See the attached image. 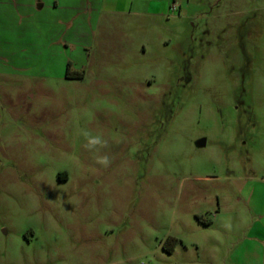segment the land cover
I'll return each mask as SVG.
<instances>
[{"label":"rangeland","instance_id":"rangeland-1","mask_svg":"<svg viewBox=\"0 0 264 264\" xmlns=\"http://www.w3.org/2000/svg\"><path fill=\"white\" fill-rule=\"evenodd\" d=\"M0 264H264V0H0Z\"/></svg>","mask_w":264,"mask_h":264},{"label":"clouds","instance_id":"clouds-1","mask_svg":"<svg viewBox=\"0 0 264 264\" xmlns=\"http://www.w3.org/2000/svg\"><path fill=\"white\" fill-rule=\"evenodd\" d=\"M83 136L86 139V144L84 147L89 150H99L100 148H105L108 145V141L104 139L101 135H91L89 132H83ZM96 163L100 164L103 167H108L111 163L109 157L107 155H97L95 157Z\"/></svg>","mask_w":264,"mask_h":264},{"label":"trees","instance_id":"trees-1","mask_svg":"<svg viewBox=\"0 0 264 264\" xmlns=\"http://www.w3.org/2000/svg\"><path fill=\"white\" fill-rule=\"evenodd\" d=\"M66 75L68 76V77H83L84 76V72L83 71H76V72H74L73 74L71 73V70H70V68H69V66H68V68H67V72H66ZM177 241V240H176Z\"/></svg>","mask_w":264,"mask_h":264},{"label":"crops","instance_id":"crops-1","mask_svg":"<svg viewBox=\"0 0 264 264\" xmlns=\"http://www.w3.org/2000/svg\"><path fill=\"white\" fill-rule=\"evenodd\" d=\"M115 1H117V0H115ZM33 7H34V5H33ZM38 7H39V9H37V10H40V11H41V10H42V8H44V5H43V3H39V6H38Z\"/></svg>","mask_w":264,"mask_h":264}]
</instances>
